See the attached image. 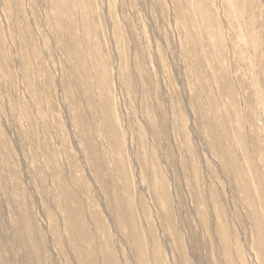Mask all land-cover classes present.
<instances>
[{
  "label": "rangeland",
  "instance_id": "1",
  "mask_svg": "<svg viewBox=\"0 0 264 264\" xmlns=\"http://www.w3.org/2000/svg\"><path fill=\"white\" fill-rule=\"evenodd\" d=\"M0 264H264V0H0Z\"/></svg>",
  "mask_w": 264,
  "mask_h": 264
}]
</instances>
